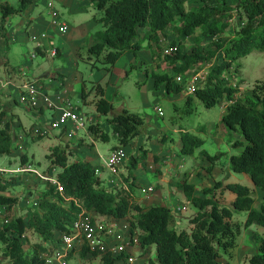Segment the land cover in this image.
<instances>
[{
  "label": "trees",
  "instance_id": "1",
  "mask_svg": "<svg viewBox=\"0 0 264 264\" xmlns=\"http://www.w3.org/2000/svg\"><path fill=\"white\" fill-rule=\"evenodd\" d=\"M92 1L102 12L100 17L94 18L103 29L95 34L96 43L89 47V55L98 62L115 65L125 54L137 57L143 48L150 50L156 69L163 71L152 73L155 90L165 86L170 94L183 93L186 86L177 82L178 76L197 72L203 64L212 63L221 51L224 53L223 59L209 71L205 85L188 98L187 105L191 106L194 98L206 108L216 106L224 98L229 101L222 124L231 141L235 133L244 137V140H233L235 145H242L244 149L240 154L231 156L230 167L235 172L248 174L255 186L264 192V80L257 82L251 95L237 97L239 88L224 77L231 68L230 62L246 57L253 50L264 52V0ZM30 3L32 0H21L19 9L9 4L1 5L3 20L24 11ZM188 4L197 6L188 9ZM236 17L242 24L235 29V39L230 41L225 33ZM177 23H180L179 27ZM169 28H173L178 35L170 43V49L177 50L167 53L162 45V34ZM200 31L211 38L209 49L200 38L196 39L195 47L185 49V40ZM2 34L4 37L7 35L5 32ZM146 40L147 46L144 45ZM168 70H172L173 75ZM95 89L101 96L96 101L98 112L112 115L109 124L117 139L113 149L130 146L144 134L146 118L128 109L114 114V105L104 98L105 88L97 84ZM82 96L88 97L85 88ZM5 115V112H0V125H3L0 128V156L12 152L16 138L11 122L4 123ZM90 131L95 140L110 139L109 134L99 127L90 125ZM181 135L182 154L193 155L204 145L205 141L190 131L183 130ZM47 158L61 168L56 178L62 191L58 185H50L46 191L40 192L39 202L30 209L28 219L11 215L19 202L17 197L0 195V205L5 206L8 212L5 222L0 225V255L12 264H46L44 253L49 252V247L45 243L60 242L58 238L62 234H70L72 224L83 210L118 220L130 218L131 233L139 235L143 249L141 254L151 246L156 249L157 261L151 260L150 264H222L220 259L223 255L229 258L235 255L242 233V225L235 220L238 211L248 212L246 228L254 224L264 226V202L261 209H257L255 191L240 183H228L224 187L223 181H217L213 187L205 188L202 195H198L196 185L187 179L177 182L176 186L183 190L186 199L198 208L190 218L191 232L178 231L171 207H144L137 202L132 176L124 177L128 189H109L96 175L90 160L70 162L66 147L52 148ZM206 158L212 161L208 168L212 173L219 156L206 153ZM21 161L25 164L28 156H22ZM132 164L137 167L138 159L134 158ZM224 188L235 196V209L219 202L217 191ZM31 233L38 234L42 243L35 244L33 255L28 257L25 242ZM255 239L258 251L249 259V264H264V237L256 235ZM88 253L86 246L79 255L81 259H86ZM92 253L91 258H99V264H116L117 260L128 257L126 254L115 257L109 250L97 249Z\"/></svg>",
  "mask_w": 264,
  "mask_h": 264
},
{
  "label": "rangeland",
  "instance_id": "2",
  "mask_svg": "<svg viewBox=\"0 0 264 264\" xmlns=\"http://www.w3.org/2000/svg\"><path fill=\"white\" fill-rule=\"evenodd\" d=\"M5 2L15 9H19L21 5V0H0V3ZM52 2L60 13L56 22L58 24L65 22L69 27V31L66 34H60L52 30L54 36L50 39L51 47L47 55L42 56L38 54L36 58H32V54L36 53V43L27 37L25 31L27 25L24 28L20 27L22 26L21 16H29L32 20L37 17H42L47 22H53L55 20H53L49 12L50 6L48 7L49 3ZM68 3L67 5L62 4L61 0H37V4L32 8L33 17L29 15L28 9H26L25 11L12 14L6 21L2 18L3 12L0 6L1 35H3V32L9 34L15 29L16 31H21L20 34L16 32V35L12 36L11 41H14L11 43L8 52H4L0 44V61L8 59L7 62L12 66L26 63L32 66L33 73L36 76L38 74L43 76L38 77L44 80V82L42 81L40 83L42 86L45 84L50 87V96L55 102H57L58 94L61 91L58 88L64 82L61 74L64 75V73H67L64 77L71 88L69 95L86 119L88 125L87 130L91 132L90 125H94L108 133L110 139L109 141L97 140V151V148L93 147L90 142V139L94 137L93 134L90 139H87L88 143L84 144L86 139L83 140L79 136L69 135L67 129H55L52 126L54 116L49 109L44 114H33L23 110L21 104L12 103V108L4 111L6 115L3 119L7 121L6 116H11L14 119L9 121L12 124L13 133L16 137L14 147L10 154H5L0 157V166H6L8 167L6 169L9 170L8 178H4L3 173L0 174V195H10L19 199L11 215L25 216L28 219L30 209L36 207L39 202L38 194L46 191L50 185H54L42 177L50 176L51 178H56L57 173L61 171V168L53 165L47 158L52 148L56 146L66 147L69 152L70 162L87 160L88 155L92 154L98 155L100 162L97 166L105 165V160L109 157L113 147L117 145V139L112 126L109 124L110 119L108 118L112 115H104L97 110L96 101L101 98L98 95L97 89H95L97 84H101L105 88L104 98L114 105V114H118L123 109H128L146 118L147 128H145L144 134L140 135L134 141L135 145L131 144L124 148L127 156L120 165V167L124 164L127 165L121 168L127 175H125L126 173H120V176L129 177L135 174L140 187L135 186L134 191L140 199L138 200L140 205L149 207L151 205L165 204L161 200H152L157 191L156 188L159 189L158 185H164L157 175L159 172L156 170L158 168L165 172L166 167L164 161H169L171 158L176 166L181 165L179 168L180 174L174 179L175 183L187 179L190 183L196 185L198 195H202L205 188L213 187L217 181H223L224 187H227L228 183H240L255 191L257 195L255 207L260 210L264 202V192L255 186L248 174L235 172L230 167L231 156L240 154L244 149L242 145H235L233 140H244V137L235 133L231 141L230 136L227 135L224 129L225 127L222 128L221 126L223 125L222 118L225 113L224 111L229 101L224 98L216 106L206 108L200 100L194 98L190 106L187 105V101L191 95L186 91L180 94H170L167 92L165 86H162L160 90H155L152 73L155 71H163L162 69H156L150 50L145 48L139 52L137 57L133 54L123 55L115 65L104 64L101 63L102 61L98 62L95 57L89 55L88 47L86 46L88 41L91 42L92 36L98 30L103 29L102 24L97 23L94 18L95 15L97 17L101 16V10L91 0H68ZM31 5L33 3L29 4V6ZM195 6L197 5L188 4L187 8L191 9ZM77 8L79 10H76ZM81 8H85V10H80ZM244 18L246 19L245 16ZM238 20V17L234 18L231 27L225 33V36L230 41L234 40L237 36L235 29L239 27L240 22ZM92 22L96 24L94 29H90L89 26ZM34 23L35 21H33ZM177 26L179 27L180 23H177ZM81 29H83V33H80ZM79 33L81 37L83 36L85 38L86 45L82 43V39H79L81 42L78 41L77 37ZM177 37L178 35L175 30L169 28L166 33L162 34L163 47L169 50L170 43L177 39ZM197 38H200L202 44L206 45L209 49L211 38L204 36L201 31L197 35L185 40V49L189 50L195 47ZM147 43L148 41L146 40L144 45L147 46ZM58 44L64 45L67 53L65 57H61L59 54L57 57L51 56L52 49H55V46ZM81 45L83 47L80 48ZM223 57L224 53L221 51L212 63L203 64L199 67V70L201 72L210 71ZM230 63L231 68L225 73V77H227L233 86L239 88L236 96L245 97L251 95L257 82L264 80V52L253 50L246 57ZM4 70V65H1L0 78L2 79H6ZM168 73L173 75L172 70H168ZM58 75L60 78L56 77ZM83 88L88 93V98L86 99L88 103L85 105L83 104L84 99L81 98ZM2 96L0 95V111L7 108V104L10 103L9 98L4 100ZM11 100L16 99L11 98ZM158 107L163 108V116H160L157 112ZM30 109L31 111L37 110L32 106H30ZM183 130L190 131L205 141L204 145L193 155L181 153V132ZM79 132V135L83 136L84 130H79ZM77 145L87 146L82 149V147H77ZM19 146L22 149H19ZM79 148L80 150L77 152ZM206 153L211 156H219L212 173L208 171L212 161L206 158ZM24 155L28 156V161L25 164L21 161V157ZM134 158L138 159L139 164L137 167H134L132 164ZM24 167L37 170V173L33 171H17V169ZM136 169L138 170L136 171ZM101 170L106 181L120 178L119 175L111 172L106 167H101ZM38 172H41L42 175H38ZM124 177L122 179L120 178V180L126 183ZM3 181L4 183H2ZM126 184L122 187L113 184L110 187H115L116 190L128 189ZM150 187H154L155 193L147 195L144 191ZM173 190L176 199H172L167 191L165 196L169 198L166 205H170L174 213V225L178 231L188 230L191 232L190 218L197 213L198 208L186 199L182 189L175 185ZM217 196L222 205L235 209L233 204L235 196L231 191L226 188L220 189L217 191ZM2 207L0 205V211H2L0 214V225L5 222V216L8 213L6 209L1 210ZM178 207H185V209L177 211L176 209ZM247 218V211H238L236 213L235 220L242 225V233L238 239L235 255L233 258H229L228 255H223L220 259L222 264H249V259L257 253L255 236L259 235L264 237V226L254 224L246 228ZM121 223L129 225L131 224V219L125 218ZM40 243L42 241L38 234L31 233L29 235V239L25 242V251L28 257L33 255L35 244ZM48 245V243H45L46 247H49ZM151 247L146 248L142 255L143 249L140 245L134 249L135 252L133 253L137 256L141 254L140 260L146 262L145 264H150L151 260L157 261L158 258L155 247ZM91 257H87L86 259L78 257L72 260V262L74 264L100 263L99 258L92 259ZM0 264H11V261L3 255H0Z\"/></svg>",
  "mask_w": 264,
  "mask_h": 264
},
{
  "label": "built area",
  "instance_id": "3",
  "mask_svg": "<svg viewBox=\"0 0 264 264\" xmlns=\"http://www.w3.org/2000/svg\"><path fill=\"white\" fill-rule=\"evenodd\" d=\"M50 7L53 5L50 3ZM67 25L60 28V32H67ZM33 40H38L37 36L32 37ZM174 49L166 50L167 53L173 52ZM52 56H57V51L52 52ZM208 72L190 73L189 75H180L176 78L177 82L185 84V90L189 94L195 93L201 88L206 81ZM0 87L2 89H14L19 92V101L26 105L39 106L44 104L45 107L54 109V119L52 120V126L55 129H67L69 135H74L79 130L87 129V121L72 101L58 99L57 102L53 101L44 91L43 86L38 80H28L24 83L17 84L11 80H0ZM157 112L160 116L164 115L163 108L158 107ZM71 128V129H70ZM44 134V133H43ZM49 134V133H46ZM45 134V135H46ZM22 148V147H20ZM126 150L124 148H117L111 151L109 157L105 160L104 166H98L95 170L96 175H101V167L108 168L111 172L118 174L120 165L126 158ZM17 171H33L31 168H19ZM9 172L8 169L0 166V174L4 175ZM39 174V173H38ZM46 181L59 186V190L62 191L60 183L57 178H51L50 176L44 177ZM147 195L155 192L154 187H150L144 191ZM182 210L178 207L177 211ZM2 211H0V214ZM60 242H50L47 253H44L46 264H73L71 259L79 255V252L84 247H88V257L91 256L93 251L97 249L101 251H111L115 257H119L124 253L130 254L127 257V261L119 260L118 263L129 264H141L138 257L132 252L133 249L139 246L140 240L138 234L131 233L130 225L115 221L112 218L100 216L95 212L83 210L77 220L72 224V230L70 234H62ZM57 239V240H58Z\"/></svg>",
  "mask_w": 264,
  "mask_h": 264
},
{
  "label": "crops",
  "instance_id": "4",
  "mask_svg": "<svg viewBox=\"0 0 264 264\" xmlns=\"http://www.w3.org/2000/svg\"><path fill=\"white\" fill-rule=\"evenodd\" d=\"M87 1V0H86ZM91 2H92V0H91ZM32 3H33V5H31V6H29L28 5V7L26 8V9H28L27 11H28V13H29V15H31V17H33V15H32V8L37 4V0H32ZM53 3V2H52ZM51 3V4H52ZM61 3L62 4H65V5H67V4H69L68 3V0H61ZM50 4V3H49ZM84 4V3H83ZM93 4V3H92ZM1 5H7L6 4V2L5 3H0V6ZM52 5H54V3L52 4ZM85 6H86V4H85ZM48 7H49V5H48ZM25 9V10H26ZM24 10V11H25ZM50 11V13H51V16L53 17V20H55V21H53V22H51V21H46L44 18H42V17H37V18H33L34 20H32L29 16L28 17H24V16H21V22H22V26H20L21 28H24V26L25 25H27V27H26V29H25V31H26V34H27V37H29V39L32 41V42H34V43H36V53H33L32 54V58H36V56L38 55V54H40V55H42V56H46L47 55V52L49 51V49H50V47H51V43H50V39L52 38V36H54V34H53V32H52V30H55L56 31V33L58 32V33H60V34H66L68 31H69V27H68V25H67V27H68V30H67V32H65V33H62V32H60V28L62 27V26H65L66 24H65V22L64 23H62V24H58V22H56V20H58V18H59V15H60V13H59V10H57L56 9V6L54 5V6H52V7H50V9H49ZM76 10H79V8H77ZM80 10H85V8L84 9H80ZM22 15V14H21ZM96 16V15H95ZM28 19H30L29 21H27ZM94 19V18H93ZM33 21H35V23L33 24ZM97 22V21H96ZM95 23L94 22H92L89 26H90V29H94L95 28ZM39 29V30H38ZM99 31V30H98ZM16 32H18L19 34H20V32L21 31H16V29L14 30V31H12L11 33H9V34H7L6 35V37H4V35H1V33H0V38H1V41H0V44L2 45V48H3V51L4 52H8L9 50H10V47H11V43L14 41H11V39H12V36H14V35H16ZM83 33V29H81V31H80V33ZM80 33H79V35H78V41H80L79 39H82V43L84 44V45H86L85 44V38L83 37H81V35H80ZM97 33V32H96ZM95 33V34H96ZM32 34H33V36H37L38 37V40L36 41V40H33L32 39ZM95 34H94V36H92V40H91V42H89L88 41V44H87V46L86 47H88V49H89V47L90 46H92L93 44H95L96 43V38H95ZM20 39V38H19ZM81 42V41H80ZM5 46V47H4ZM81 47H83L82 45L80 46V48ZM16 48H18V47H16ZM1 50V49H0ZM54 50H56L57 51V56H58V54H59V56H61V57H65L66 55H67V53H66V49L64 48V45L62 46V44H58V45H56L55 46V49H52V51H51V56H52V52L54 51ZM57 56H55V57H57ZM53 57V56H52ZM8 61V59H6V60H4V61H0V66L1 65H4V71H5V75H6V79H2V78H0V80H13L14 82H16L17 84H21V83H24L25 81H28V80H33V79H36V80H38V81H40V82H44V80H41V78H38V77H43V76H41V74H38V76H36L34 73H33V67L32 66H30V65H28L27 63L26 64H19V65H17V66H12L9 62H7ZM39 68H41V66H39ZM61 74V73H60ZM28 75H29V77H28ZM62 76H61V78L62 79H64V82H63V84L58 88V89H60L61 91L59 92V94H58V99H63V100H70V101H72L73 102V100L71 99V96L69 95L70 94V92H71V88H70V86H69V83H68V81H66L65 80V77H64V75L66 76L67 75V73H64V75L63 74H61ZM47 76V75H46ZM45 76V77H46ZM57 78H60V76L58 75V76H56ZM43 84V83H42ZM56 87H58V86H56ZM43 91L51 98V96H50V87H48V86H46L45 84H43ZM82 92H83V90H82ZM0 95H3L2 96V99H7V98H9V101H10V103H8L7 104V108H4V109H2L3 111H0V112H4V111H6V110H8L9 108H12V103H18V104H21V107H22V109L23 110H25V111H29V113L31 112V113H35V114H44L48 109L50 110V112L53 114V116H54V114H55V111H54V109H52V108H49V107H45V105H46V103H45V100L43 101V103L44 104H41V105H39V106H32V107H34L35 109H37V110H33V111H31V109H30V106L31 105H25V104H22L21 102H19V92L18 91H16V90H14V89H2V88H0ZM11 98H14V99H16V100H11ZM81 98H83L84 99V105L85 104H87L88 103V101L86 100L87 98H84L82 95H81ZM74 103V102H73ZM0 107H1V103H0ZM225 112V111H224ZM111 117L112 116H109V118L108 119H111ZM6 118L8 119L7 121H11V120H14L11 116H6ZM54 119V118H53ZM4 123H5V121H4ZM3 126V125H2ZM2 126L0 127V128H2ZM222 126V128H224V125H221ZM13 128V127H12ZM225 129V128H224ZM81 131V130H80ZM226 131V130H225ZM79 131H77V132H75L74 133V135L73 136H79L80 138H83V140H85L86 139V141H84V144H87L88 142H87V139H90L91 137H92V134H91V132H89V131H86V130H84V132H83V136H80L79 135V133H78ZM90 142H91V145L93 146V147H95V148H97V145H98V142H97V140H94V137H92V139H90ZM133 145H135V142L133 143ZM142 145V144H141ZM141 145H140V147H141ZM87 145H84V146H80V145H77V147H82V149L83 148H85ZM14 147V146H13ZM137 149H140V148H137ZM79 150H80V148L79 149H77V152H79ZM113 150V149H112ZM12 151H13V148H12ZM97 151H98V148H97ZM165 153V152H164ZM165 154H167V153H165ZM165 156V155H164ZM1 157V156H0ZM87 160H90L92 163H93V165L95 166V167H97V165H98V163L100 162L99 161V158H98V155L96 156V155H92V154H89L88 155V157H87ZM166 163H168L167 165H166ZM156 164H159V163H156ZM164 164H165V167H166V171L165 172H163L161 169H158L157 168V172H159L157 175L160 177V180H161V182L164 184V185H162V184H159L158 185V187H159V189L158 188H156L157 189V191H156V193H155V195H154V199L152 200V201H156V200H161V201H163L165 204H161V205H166L167 203H168V201H169V198H167L166 196H165V194H166V191L169 193V195L171 196V198L172 199H176V195H175V193H174V190H173V187L176 185V183H175V181H174V179L180 174V172H179V168L181 167V165H177L176 166V164L173 162V160H171V158H170V160L169 161H164ZM150 165L152 166V164L150 163ZM123 166H127L126 164H124ZM123 166L122 167H120V169H119V174H117V175H119L120 176V173L121 174H125L126 172H123L122 171V169L121 168H123ZM1 167H4V166H1ZM4 168H8V167H4ZM138 169H136V171H137ZM40 175H42L41 174V172H38ZM38 174V175H39ZM125 175H127V173L125 174ZM8 176H9V174L7 173V174H4V178H8ZM100 177H101V179H102V181H103V184H104V186L105 187H107V188H113V187H110V185H113V181H117L116 183H117V185H120V186H122V185H125L126 183L125 182H123L122 183V181H118V179L117 178H114V179H109V181H106L105 179H104V177H103V175L101 174L100 175ZM122 177H124V176H120V178L122 179ZM119 178V179H120ZM5 180H7V179H5ZM131 180H134V182H135V186L136 187H140V185L138 184V182H137V178H136V176H135V174H134V176H132V179ZM2 183H4V181L2 182ZM9 183V182H8ZM8 183H6L7 185H8ZM127 185V184H126ZM165 192V193H164ZM135 199L137 200V202H138V200H140L137 196H136V193H135ZM166 201V202H165ZM152 206V205H151ZM169 207H171L170 205H168ZM144 207H146V206H144ZM174 223H175V219H174ZM175 226V225H174ZM12 264V263H11Z\"/></svg>",
  "mask_w": 264,
  "mask_h": 264
},
{
  "label": "clouds",
  "instance_id": "5",
  "mask_svg": "<svg viewBox=\"0 0 264 264\" xmlns=\"http://www.w3.org/2000/svg\"><path fill=\"white\" fill-rule=\"evenodd\" d=\"M197 71H199V69H198ZM208 74H209V71H208ZM207 77H208V75H207ZM224 77H225V74H224ZM226 78H227V77H226ZM206 79H207V78H206ZM33 80H36V79H33ZM33 80H32V81H33ZM205 82H206V81H205ZM204 85H205V84H204ZM204 85H203V86H204ZM203 86H202V87H203ZM0 88H1V87H0ZM185 91H186V90H185ZM186 92H187V91H186ZM193 94H194V93H193ZM193 94H190V95L192 96ZM18 99H19V98H18ZM19 102H20V101H19ZM22 104H23V103H22ZM25 105H26V104H25ZM225 109H226V108H225ZM87 129H88V125H87ZM87 129H85V130L88 131ZM91 134H92V133H91ZM94 140H95V139H94ZM20 147H21V146H19V149H22V148H20ZM113 150H114V149H113ZM97 167H98V166H97ZM97 167H95V170H96ZM36 171H37V170H36ZM118 174H119V170H118ZM97 176L100 177V175H97ZM118 181H122V180L118 179ZM116 182H117V181H113V184H116V185H117ZM122 182H123V181H122ZM117 186H120V185H117ZM122 186H124V185H122ZM122 186H120V187H122ZM127 186H128V185H127ZM154 193H155V192H154ZM154 193H153V194H154ZM5 209H6V207L3 206L1 210H5ZM182 209H185V207H183ZM176 210H177V209H176ZM100 216H102V215H100ZM104 217H107V216H104ZM108 218H110V217H108ZM112 219H114L115 221H118V222H122V220H123V219L118 220V219H116V218H112ZM125 224H126V223H125ZM129 225H130V224H129ZM130 229H131V225H130ZM48 244H49V243H48ZM139 246H140V243H139ZM139 246H138V247H139ZM136 248H137V247H136ZM150 248H152V247H150ZM155 250H156V249H155ZM132 252H135V250L133 249ZM156 253H157V252H156ZM124 254H126V255H128V256L130 255V254H127V253H124ZM122 255H123V254H122ZM122 255H121V256H122ZM91 256H92V255H91ZM136 256H137V255H136ZM78 257H80V255H77L76 257H72L71 261L74 260L75 258H78ZM87 257H88V256H87ZM89 257H90V256H89ZM137 257H138L139 262H140L141 264H145V263H146V262H144L143 260H140L141 254H140V255L138 254ZM157 257H158V255H157ZM143 259H145V258H143ZM123 260L127 261L126 258H123ZM118 262H119V261L117 260V261H116V264H122V263H118ZM72 263H73V262H72ZM73 264H74V263H73ZM123 264H129V263L126 262V263H123Z\"/></svg>",
  "mask_w": 264,
  "mask_h": 264
}]
</instances>
